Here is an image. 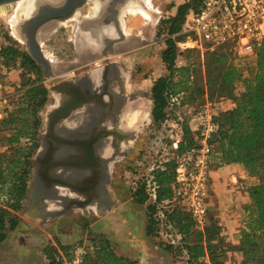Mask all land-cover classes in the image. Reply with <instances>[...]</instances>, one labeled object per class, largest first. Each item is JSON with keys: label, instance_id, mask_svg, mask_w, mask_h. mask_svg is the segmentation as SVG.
<instances>
[{"label": "trees", "instance_id": "trees-1", "mask_svg": "<svg viewBox=\"0 0 264 264\" xmlns=\"http://www.w3.org/2000/svg\"><path fill=\"white\" fill-rule=\"evenodd\" d=\"M202 0H187L176 7L175 13L162 21L167 27L168 38L161 52V60L167 73L156 78L151 85V120L161 124L167 119L166 108L170 96L190 92L193 80V63L178 66L180 54L178 39L187 15L199 8ZM178 34V35H177ZM176 35L175 37H173ZM0 57L6 66L20 61L25 67L32 63L30 58L17 48L0 40ZM245 58L234 51L233 43L210 51L206 57V91L209 98L226 97L232 101L229 109L215 114L218 124L215 145L222 163H240L256 182L248 190L250 202L245 206V219L237 244H230L223 233V226L211 217L202 228L192 217L173 203L171 183L174 160L164 162L153 170L157 184L155 204H148L149 218L145 235L156 236L159 231L155 214L161 210L164 221L179 236L177 244L166 243L164 249L174 256H183L185 264H226V253L232 249L242 255L239 264H264V39L255 48L254 65H245ZM242 85V91L235 93V84ZM200 92L203 88L200 87ZM191 93V92H190ZM48 99V90L41 84L27 79L23 83L17 105L9 110L0 121L3 136L0 139V243L7 232L14 230L20 218L26 195V188L32 172V157L37 149L36 137L42 129V110ZM192 143V134L183 124V141ZM136 199L143 204L147 201L144 183H141ZM166 203V204H165ZM157 206H160L159 209ZM72 246L58 244L47 246L44 264H59L60 256L68 255ZM88 264H137L117 254L107 240L92 239V248L85 258Z\"/></svg>", "mask_w": 264, "mask_h": 264}, {"label": "flooded vegetation", "instance_id": "flooded-vegetation-1", "mask_svg": "<svg viewBox=\"0 0 264 264\" xmlns=\"http://www.w3.org/2000/svg\"><path fill=\"white\" fill-rule=\"evenodd\" d=\"M23 1L28 9L13 2L6 11L8 33L20 47L12 42L9 45L32 61L21 67L18 60L16 66L50 81V87L43 85L48 97L51 90L56 96L45 103L51 108L44 119V144L54 155L53 161L62 163L57 166L73 168L77 181L87 179L74 184L87 195L79 197L91 201L92 188L86 186L95 182L91 165L94 160L96 166H109L111 162L119 166L130 162L132 153H140V86L133 83L140 64H132V55L150 44L134 21L144 17L145 24L157 23L154 0ZM53 11L61 13L51 15ZM36 49L42 53L44 63L32 57ZM69 102L73 105L66 115L57 117L51 126L49 114ZM71 116L78 123L70 133L62 120ZM55 178L67 180V175Z\"/></svg>", "mask_w": 264, "mask_h": 264}, {"label": "rangeland", "instance_id": "rangeland-1", "mask_svg": "<svg viewBox=\"0 0 264 264\" xmlns=\"http://www.w3.org/2000/svg\"><path fill=\"white\" fill-rule=\"evenodd\" d=\"M186 1L154 0L155 14L158 20L156 24L154 22L145 24L147 20L144 17L135 18V24L149 38L147 43L150 44L135 51V55H132V58L134 57L132 64H140V67H137L140 73L135 76L137 80H133V83H137L140 86L137 117L141 118L142 103L148 104L150 113L151 100L149 101V99L151 97L152 82L167 73L161 60V52L165 48L164 42L168 38L167 27L162 24V21L174 14L176 7ZM6 11V7H0V40L5 44L11 42L18 44L20 47V44L8 33ZM175 40L184 43L188 41L185 37L180 39L175 37ZM177 48L180 53L176 59L178 66L185 65L188 62L193 63L194 80L190 90L191 93L185 92L177 95V101H173L170 109H166L167 120L164 125H159L152 121L150 114L146 119L142 117L140 153L137 155L134 152L129 155V158H131L130 162H121L119 166L111 167L113 171L112 179L109 183L112 190L110 210L107 211L103 208L93 210L89 208V215H82L76 209V211L66 216L57 218L53 206H48L47 211L41 210L39 212L32 206L30 208H22L17 213L20 218L17 227L8 231L5 240L0 243V264H44L46 262L45 253L47 246L53 245L57 247L58 244L74 246L79 243H85L92 248L93 238L107 240L118 254L136 260L137 264H185L183 256H174L164 249V244L168 242L177 244L179 240V236L171 226L168 224L159 226V233L156 236L147 237L145 235L149 218V208L147 206L151 203L148 200L143 204L139 203L135 192L149 173L150 168H160L162 163L168 160L172 161L173 150L169 144L170 130H175V125L180 122L179 118L183 121L182 124L187 125L199 106L211 103L215 114H218L225 108L232 106V101L226 97H208L206 91V57L210 51L200 50L197 47H187L186 44L177 45ZM48 53H52V50L48 49ZM53 53L56 55L55 52ZM245 59L246 66L251 67L254 65L255 58ZM127 67L128 70L130 64ZM143 72H146V74ZM8 76L12 87V108L17 105V99L21 95L25 80L30 79L50 87V81L42 78L39 73L35 75L26 73L20 70L16 64L12 65ZM200 87L203 88V92H200ZM234 89L235 93L239 94L242 91V85L237 83ZM50 94L52 98L56 96L53 90L50 91ZM51 97H48V100H51ZM50 108L49 103L44 105L42 119L46 118ZM158 131H160V134ZM156 135L163 138L161 142L155 138ZM2 136L3 132L0 126V139ZM133 157L135 158L133 159ZM215 158L216 154L214 153L213 166L209 170L210 184L208 197L206 198L208 213L205 222L207 223L211 217L225 219L233 216L237 220L234 213L241 209L243 217L240 222L241 226L239 221L236 225H229L230 240L238 242L245 219L244 208L250 202L248 190L256 180L244 173L239 184L236 183L238 185L236 188H230L222 181L216 183L213 189L212 174H214ZM229 191H238L240 193L239 199L234 196V201H230L231 193ZM216 194H218V197H216ZM175 204L176 202L173 201L170 205H165L164 208H170ZM178 208L181 209L182 207L178 206ZM242 258L239 251L232 249L226 253L225 261L226 264H239Z\"/></svg>", "mask_w": 264, "mask_h": 264}, {"label": "built area", "instance_id": "built-area-1", "mask_svg": "<svg viewBox=\"0 0 264 264\" xmlns=\"http://www.w3.org/2000/svg\"><path fill=\"white\" fill-rule=\"evenodd\" d=\"M181 34L193 43L192 47L200 50L214 51L233 43L238 56L255 58V48L264 39V0H202L197 11L187 15ZM184 44L177 42V45ZM11 68L12 66H6L2 62L0 57V121L13 106L12 87L8 76ZM173 101H177V96H170L168 109ZM214 116L211 103L199 106L187 124L192 134V143L185 144L179 152L178 145L183 141L181 118L175 125V130H170L169 144L173 150L172 159L175 166L171 183L173 201L181 206L200 228L204 226L208 213L206 198L210 184L209 170L213 166L214 142L218 130ZM165 121L159 125H164ZM158 133L160 134V131ZM155 138L159 139V142L163 139L158 135ZM153 170L154 168H150L142 180L144 192L151 204L156 203L158 187ZM159 207L157 206L158 209ZM155 218L159 226L166 224L161 210L155 214ZM88 249L91 248L85 243L72 246L68 255L61 254L59 264H86Z\"/></svg>", "mask_w": 264, "mask_h": 264}, {"label": "crops", "instance_id": "crops-1", "mask_svg": "<svg viewBox=\"0 0 264 264\" xmlns=\"http://www.w3.org/2000/svg\"><path fill=\"white\" fill-rule=\"evenodd\" d=\"M129 29H132V28H129ZM229 108H231V106L225 108L224 110L229 109ZM72 117L73 116L62 120L63 125L66 126L65 127L66 132L71 133L73 130L76 129L75 126L77 125L78 121L77 119H74ZM44 130H45V127H44V119H43L42 129L36 137L37 149L32 157V172H31V177L28 181L27 188H26V195H25L23 209L26 208V205H29L28 206L29 208L32 206L35 209H37V211L39 212L41 210L47 211L48 206H53L55 209L57 218L66 216L67 214L76 211V209H78L82 213V215H89V208L93 210L101 209V208L107 211L110 210L111 208L110 206L112 204V200H111L112 190L110 189L109 183L112 179V171H113V169H111V167H113L112 163H110L109 166L93 167L92 180L95 182H92L90 186L89 185L86 186L88 188L89 187L92 188L91 194H93V199L91 201H89V198L83 200L79 197L78 194H82L85 198L86 194H83L82 191L80 190L78 191L77 189H75L78 186H75L74 183H78V182L83 183L84 181H87V179L79 178V181H77L75 176H73V173H72L73 168H71L70 166L56 167L51 172V175L54 178L60 177V176L62 177V174L65 173L67 175V180L65 179L57 180V178H55L60 183H54L49 186L40 184V182L36 178V167L35 166L38 165L40 161L44 160V162H46L47 160L55 159L54 155L49 152V149H47L48 147H46L44 144V140H45ZM214 152L216 154V158L214 160L215 161V165H214L215 167L213 168L214 174H212L213 176L212 181L214 182L212 183V188L213 186H215L216 183L222 182V181H224V183H226L227 186H229L230 188H234V187L236 188L238 186L236 183L239 184L241 177L244 176V173H247L246 170L240 163H222L220 160V154L218 152V148L216 145L214 146ZM94 171H96L95 174H94ZM251 178L253 179V177ZM229 192L231 193L230 201H234V196H236L239 199L240 193H238V191L237 192L229 191ZM42 194H46V195H42ZM216 197H218V194H216ZM32 201L34 202L32 203ZM33 204H36L37 207H35L36 205L33 206ZM80 204H85V205L79 206ZM239 204H240V201H239ZM234 216L237 218V220H235L233 216L232 217L229 216L230 218H225V219L214 217L218 221V223L223 226V233L225 235L226 240L230 244H233V245L237 244L238 242H232L230 240L229 225L230 224L236 225V223L238 224V221L239 223L241 222L243 218L241 209L235 211ZM240 226H241V223H240Z\"/></svg>", "mask_w": 264, "mask_h": 264}, {"label": "water", "instance_id": "water-1", "mask_svg": "<svg viewBox=\"0 0 264 264\" xmlns=\"http://www.w3.org/2000/svg\"><path fill=\"white\" fill-rule=\"evenodd\" d=\"M17 1H20V0H0V6L1 5H10L11 3L17 2ZM59 13H61V12L60 11H55V12L53 11V13L51 15H57ZM31 54H32V57L38 63H44L45 62V59H44L42 53L39 51V49H36ZM71 105H73V104L71 102H69V103L65 104L62 108H59L54 112H51L49 114V120L51 121L49 124L52 126V124L54 123V120H56L57 117L66 115V113L69 111ZM46 162H44V160L40 161L38 163V165L35 166L36 167V178H37V180L40 182L41 185L43 184L45 186H49V185H52L54 183H60L51 175V172L56 167H60L57 165H62V163L58 164V163L54 162L53 160H49V161L47 160ZM91 165L93 167H95L97 165L96 161L94 160ZM42 195H46V194H42ZM33 202L34 201H32V203ZM34 205H36V204H33V206ZM83 205H85V204H80L79 206H83ZM28 206L29 205H26V207H28Z\"/></svg>", "mask_w": 264, "mask_h": 264}, {"label": "bare ground", "instance_id": "bare-ground-1", "mask_svg": "<svg viewBox=\"0 0 264 264\" xmlns=\"http://www.w3.org/2000/svg\"><path fill=\"white\" fill-rule=\"evenodd\" d=\"M17 2L24 9H28L29 8V5L27 6L25 4L26 1L21 0V1H17ZM0 7H6V9H8L9 5H1ZM185 44H186L187 47H192L193 46V43L190 42V41L185 42ZM141 105H142L141 106V110H140L141 119H143V118L146 119V117H148V115H149V107H148V104L142 103Z\"/></svg>", "mask_w": 264, "mask_h": 264}]
</instances>
